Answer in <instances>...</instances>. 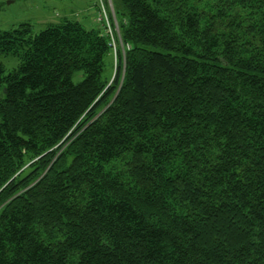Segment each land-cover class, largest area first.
Listing matches in <instances>:
<instances>
[{"label":"trees","instance_id":"1","mask_svg":"<svg viewBox=\"0 0 264 264\" xmlns=\"http://www.w3.org/2000/svg\"><path fill=\"white\" fill-rule=\"evenodd\" d=\"M111 3L110 79L100 24L0 30V264H264V0Z\"/></svg>","mask_w":264,"mask_h":264},{"label":"rangeland","instance_id":"2","mask_svg":"<svg viewBox=\"0 0 264 264\" xmlns=\"http://www.w3.org/2000/svg\"><path fill=\"white\" fill-rule=\"evenodd\" d=\"M88 6L89 0H0V30H9L19 23L28 22L35 34L49 23L59 22L64 18L78 19L86 28H94L97 24L92 22L90 15L96 12V8L90 9ZM114 57V52L105 56L103 76L107 79L114 75ZM19 63L18 56L0 52V64L5 74L16 68ZM82 77V72L77 71L72 79L78 82ZM3 89L0 90V98L4 95Z\"/></svg>","mask_w":264,"mask_h":264},{"label":"built area","instance_id":"3","mask_svg":"<svg viewBox=\"0 0 264 264\" xmlns=\"http://www.w3.org/2000/svg\"><path fill=\"white\" fill-rule=\"evenodd\" d=\"M94 0L96 6V12L94 15V21L100 24L107 35L110 36L109 43L116 50V41L113 35L114 30L117 31L115 16L113 15V7L111 0ZM110 14L113 17V21L110 18ZM113 25V26H112Z\"/></svg>","mask_w":264,"mask_h":264},{"label":"crops","instance_id":"4","mask_svg":"<svg viewBox=\"0 0 264 264\" xmlns=\"http://www.w3.org/2000/svg\"><path fill=\"white\" fill-rule=\"evenodd\" d=\"M90 9H94L95 8V4H94V1H92V0H89V6H88ZM88 7H87V9H86V11H87V14L89 13V11H88ZM93 15L94 14H92V15H90L91 16V19H92V22H93ZM94 23V22H93ZM95 24V23H94Z\"/></svg>","mask_w":264,"mask_h":264}]
</instances>
